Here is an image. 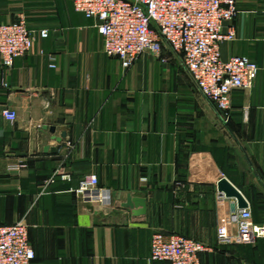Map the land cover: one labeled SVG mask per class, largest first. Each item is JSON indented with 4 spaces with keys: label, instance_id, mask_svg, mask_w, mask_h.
<instances>
[{
    "label": "crops",
    "instance_id": "0c3cea01",
    "mask_svg": "<svg viewBox=\"0 0 264 264\" xmlns=\"http://www.w3.org/2000/svg\"><path fill=\"white\" fill-rule=\"evenodd\" d=\"M236 1L221 56L247 57L258 75L223 116L165 45L125 69L71 0H0L1 23L23 18L35 34L10 69L0 62V226L25 221L35 264H170L150 258L156 232L208 245L201 264H264V238L217 237L236 232L221 178L264 224V0ZM90 173L96 188L77 194ZM127 194L146 199L144 215L121 207Z\"/></svg>",
    "mask_w": 264,
    "mask_h": 264
},
{
    "label": "built area",
    "instance_id": "2783aa9c",
    "mask_svg": "<svg viewBox=\"0 0 264 264\" xmlns=\"http://www.w3.org/2000/svg\"><path fill=\"white\" fill-rule=\"evenodd\" d=\"M74 10L94 22L108 57L129 68L141 55L161 58L164 45L177 56L199 93L224 116L234 91H249L258 67L244 56L224 60L221 45L236 37L232 23L238 13L236 0H71ZM39 37L46 38L47 30ZM35 42L23 18L0 22V62L6 69L27 55ZM53 67V65H51ZM10 121L16 114L4 109ZM52 182V179L48 181ZM97 186L94 174H86L76 190L84 195ZM229 221L236 232L220 231L222 245H251L264 238V224H255L249 207L234 211ZM208 245L180 234L156 232L151 237L150 258L170 264H201ZM24 220L0 226V264H35ZM242 264H252L244 261Z\"/></svg>",
    "mask_w": 264,
    "mask_h": 264
},
{
    "label": "water",
    "instance_id": "95a60500",
    "mask_svg": "<svg viewBox=\"0 0 264 264\" xmlns=\"http://www.w3.org/2000/svg\"><path fill=\"white\" fill-rule=\"evenodd\" d=\"M53 131V129H50ZM64 134L60 137H55L54 140L56 142H60L62 138H64ZM48 149L45 147L44 151L46 152ZM50 152L54 153V149H49ZM217 191L220 195L228 199H232L234 203L231 205V210L234 212L235 208L238 210L244 209L248 207V203L242 196V194L225 178H221L217 183ZM122 208L130 209L132 215L141 216L146 212V199L141 197H134L131 194H127L125 196V200L121 203Z\"/></svg>",
    "mask_w": 264,
    "mask_h": 264
}]
</instances>
